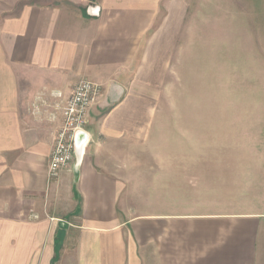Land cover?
I'll return each mask as SVG.
<instances>
[{
  "label": "crops",
  "instance_id": "0c3cea01",
  "mask_svg": "<svg viewBox=\"0 0 264 264\" xmlns=\"http://www.w3.org/2000/svg\"><path fill=\"white\" fill-rule=\"evenodd\" d=\"M185 10L0 0V264H264V210L195 207L153 178L159 76ZM83 81L102 92L84 154L49 182L54 106Z\"/></svg>",
  "mask_w": 264,
  "mask_h": 264
},
{
  "label": "rangeland",
  "instance_id": "374dc122",
  "mask_svg": "<svg viewBox=\"0 0 264 264\" xmlns=\"http://www.w3.org/2000/svg\"><path fill=\"white\" fill-rule=\"evenodd\" d=\"M172 34L153 108L158 189L264 210V0H186Z\"/></svg>",
  "mask_w": 264,
  "mask_h": 264
},
{
  "label": "built area",
  "instance_id": "2783aa9c",
  "mask_svg": "<svg viewBox=\"0 0 264 264\" xmlns=\"http://www.w3.org/2000/svg\"><path fill=\"white\" fill-rule=\"evenodd\" d=\"M101 87L89 81L79 82L69 97L60 105H55L61 119V126L56 133L54 145L50 154L47 179L49 182L57 179L60 171L67 168L76 159L75 138L82 133L87 136V124L90 109L101 97ZM55 97L60 98L57 94ZM54 120V117H51ZM88 137L82 145L81 157L87 145Z\"/></svg>",
  "mask_w": 264,
  "mask_h": 264
},
{
  "label": "water",
  "instance_id": "95a60500",
  "mask_svg": "<svg viewBox=\"0 0 264 264\" xmlns=\"http://www.w3.org/2000/svg\"><path fill=\"white\" fill-rule=\"evenodd\" d=\"M87 136L85 134H78L75 138V149H76V159L80 161L81 159V149L82 145L85 143Z\"/></svg>",
  "mask_w": 264,
  "mask_h": 264
}]
</instances>
